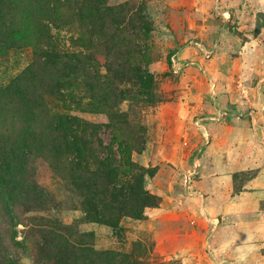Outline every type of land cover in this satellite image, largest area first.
Here are the masks:
<instances>
[{
	"label": "rangeland",
	"instance_id": "1",
	"mask_svg": "<svg viewBox=\"0 0 264 264\" xmlns=\"http://www.w3.org/2000/svg\"><path fill=\"white\" fill-rule=\"evenodd\" d=\"M96 2L50 30L82 62L57 109L96 133L74 183L40 166L53 202L39 214L77 220L121 264H264V0ZM32 56H0V88ZM113 135L129 167L106 177Z\"/></svg>",
	"mask_w": 264,
	"mask_h": 264
},
{
	"label": "trees",
	"instance_id": "2",
	"mask_svg": "<svg viewBox=\"0 0 264 264\" xmlns=\"http://www.w3.org/2000/svg\"><path fill=\"white\" fill-rule=\"evenodd\" d=\"M96 1L0 0V56L26 47L33 52L29 64L0 88V264L122 262L111 251L95 249L93 234L81 231L77 220L65 224L50 211L39 214L53 202L38 181L40 166L74 183L85 170L82 163L94 148L96 133L95 125L57 109L55 101L64 100L62 89L82 62L61 51L50 30L72 24L85 11L99 10ZM116 143L118 166L107 147L109 156L97 170L106 177L128 173L129 154L122 141ZM87 179L83 185L88 191L92 184ZM93 199L87 193L83 203L89 214L98 216ZM132 208L129 216L141 217Z\"/></svg>",
	"mask_w": 264,
	"mask_h": 264
}]
</instances>
